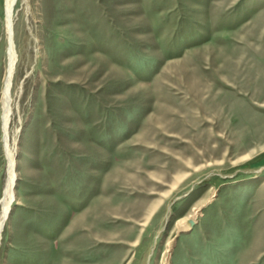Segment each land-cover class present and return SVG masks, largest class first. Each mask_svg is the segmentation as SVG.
<instances>
[{
    "label": "rangeland",
    "instance_id": "1",
    "mask_svg": "<svg viewBox=\"0 0 264 264\" xmlns=\"http://www.w3.org/2000/svg\"><path fill=\"white\" fill-rule=\"evenodd\" d=\"M13 37L6 142L0 0V264H264V0H16Z\"/></svg>",
    "mask_w": 264,
    "mask_h": 264
},
{
    "label": "bare ground",
    "instance_id": "2",
    "mask_svg": "<svg viewBox=\"0 0 264 264\" xmlns=\"http://www.w3.org/2000/svg\"><path fill=\"white\" fill-rule=\"evenodd\" d=\"M16 0H5V21H6V30H7V37L9 41V48H8V67L6 71V76L4 79V85H3V91H2V99H3V108H4V132H5V140L7 142L8 139V121L10 116V105H11V86H12V79L16 70V64L18 60L17 52L15 49L14 44V37H13V24H14V6H15ZM15 145L11 148H8V155H9V178L6 185L5 195L4 199L2 201L3 204V212L0 216V241L2 237V232L4 230L6 220L8 217V213L11 209V206L15 199V179L17 177L16 171H15V160L14 155L16 151ZM193 220V219H192ZM195 221V220H194ZM197 222V221H196ZM185 224H188V221L178 222V225L180 227L185 226Z\"/></svg>",
    "mask_w": 264,
    "mask_h": 264
},
{
    "label": "water",
    "instance_id": "3",
    "mask_svg": "<svg viewBox=\"0 0 264 264\" xmlns=\"http://www.w3.org/2000/svg\"><path fill=\"white\" fill-rule=\"evenodd\" d=\"M195 224H196V221H194L192 219H188L189 228H192Z\"/></svg>",
    "mask_w": 264,
    "mask_h": 264
}]
</instances>
